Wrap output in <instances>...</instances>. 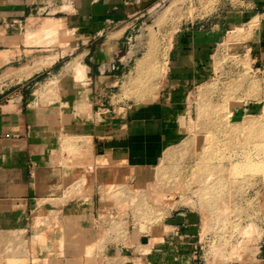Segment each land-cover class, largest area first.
<instances>
[{
    "label": "rangeland",
    "instance_id": "1",
    "mask_svg": "<svg viewBox=\"0 0 264 264\" xmlns=\"http://www.w3.org/2000/svg\"><path fill=\"white\" fill-rule=\"evenodd\" d=\"M130 6L137 15L129 57L102 70L101 80L85 66L89 40L61 15L45 20L49 4L35 23L18 27L25 37L11 40L34 52L4 77L0 72V109L7 94H23L50 118L41 130L50 155L29 171L39 164L59 170L60 193L13 220L0 212V264H247L258 257L264 238L259 16L223 18L240 9L237 0ZM218 22L225 31L209 50L207 77L171 78L182 31ZM75 64L84 75H76ZM64 91L71 98H62ZM96 96L102 101L93 105ZM212 186L221 190L212 194ZM178 220L187 228H177Z\"/></svg>",
    "mask_w": 264,
    "mask_h": 264
},
{
    "label": "crops",
    "instance_id": "2",
    "mask_svg": "<svg viewBox=\"0 0 264 264\" xmlns=\"http://www.w3.org/2000/svg\"><path fill=\"white\" fill-rule=\"evenodd\" d=\"M141 1L143 0H0L1 75L4 77V71L13 68L15 64L24 65L27 57H30L27 53L34 52V46L22 48L20 44L15 47L10 46V43L12 39L25 37L26 32L16 33L18 27L23 25L25 28L24 23L33 24L35 20H39L44 15L41 11L48 8L45 7L46 3L49 4L50 16L45 20L53 15H61L59 19L89 40L83 48L85 54H82L86 57L85 66L89 71L94 68V71L100 72L98 79L101 80L102 70L111 71L115 65H123V61L129 57V36L135 26L132 18L137 15V12L132 13L130 5ZM237 1L240 9L235 11L232 7L231 10H226L223 18L239 15L244 21L246 18L259 16L257 37L260 46L264 48V0ZM211 23L188 27L182 31L183 37L179 38L176 47L177 59L172 58L171 78L180 82H198L207 77L208 70L203 66L208 65L209 50L222 40L225 31L220 22L215 25ZM127 48V54L120 58V54ZM109 77L112 76L105 75V79ZM172 97L177 100L175 95ZM5 98L8 105L4 103L3 107L7 108L0 109V212L3 218L10 217L13 220L30 208L36 209L40 202L57 200L60 193V172L45 164L34 166L29 171L33 161L46 163L50 155L47 153L49 143L41 132L50 118L43 116L42 108L35 104L32 96L25 102L23 94H7ZM62 98L69 99L71 95L64 91ZM101 101L96 96L93 105H98ZM164 114L162 112V116ZM70 116L74 124L77 119L73 117V112ZM78 119L83 124H89V118ZM175 226L187 228L186 221L183 220L176 221ZM247 264H264V238L258 257Z\"/></svg>",
    "mask_w": 264,
    "mask_h": 264
},
{
    "label": "bare ground",
    "instance_id": "3",
    "mask_svg": "<svg viewBox=\"0 0 264 264\" xmlns=\"http://www.w3.org/2000/svg\"><path fill=\"white\" fill-rule=\"evenodd\" d=\"M182 1V0H181ZM47 27L49 26V25H46ZM50 26H52V24H50ZM52 30V29H51ZM48 31H50L49 29H48ZM47 31V32H48ZM47 32H45V33H47ZM42 33V32H41ZM44 33V32H43ZM49 35V34H48ZM36 36V35H35ZM72 62H74V61H72ZM70 66V65H69ZM67 67V66H66ZM75 73H76V75L77 76H82V75H84V67H82L80 64H75L74 65V67H73V69H72ZM212 182V175L210 176V177H208L207 179H206V181L205 182H203V184H202V187L203 186H208L210 183ZM221 186V185H220ZM219 186V187H220ZM223 186V185H222ZM219 187H215V186H212V188L211 189H209L208 191H210V192H213L212 194H216V193H218L220 190H221V188H219ZM205 188V187H204ZM246 232L247 231H245V232H243L242 233V235H245L246 234ZM241 239V238H240ZM239 241V240H238ZM238 243V242H237Z\"/></svg>",
    "mask_w": 264,
    "mask_h": 264
}]
</instances>
